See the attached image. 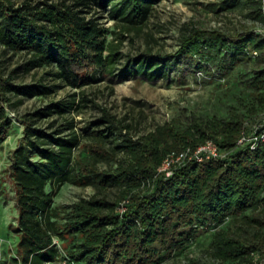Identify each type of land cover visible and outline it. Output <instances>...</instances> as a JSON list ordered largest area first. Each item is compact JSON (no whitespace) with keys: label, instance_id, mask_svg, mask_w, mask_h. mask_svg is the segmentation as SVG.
I'll return each mask as SVG.
<instances>
[{"label":"trees","instance_id":"obj_1","mask_svg":"<svg viewBox=\"0 0 264 264\" xmlns=\"http://www.w3.org/2000/svg\"><path fill=\"white\" fill-rule=\"evenodd\" d=\"M76 1L19 9L0 2V44L28 52L38 66L56 67L66 85L78 88L90 83L83 69H107L117 55L108 31L84 9L110 7L111 18L126 31H138L161 0ZM223 7L241 10L264 29V0H229ZM183 57L208 67L218 90L212 108L189 123L174 120L139 143L125 137L116 147L104 131L94 130L78 154L75 134L57 136L28 124L11 170L21 235L14 264H165L188 257L196 246L211 264H264V127L258 124L264 114V33L193 27L175 60ZM143 65L147 71L153 64ZM153 73L166 75L162 68ZM13 81L0 64V146L12 126L8 94L24 92ZM103 111L100 123L115 128L116 120ZM208 140L220 158L188 160L174 166L172 176L160 172L169 156L195 152ZM118 151L126 160L99 171L96 162L117 159ZM66 184L116 187L120 194L116 200L96 195L64 211L54 196Z\"/></svg>","mask_w":264,"mask_h":264},{"label":"rangeland","instance_id":"obj_2","mask_svg":"<svg viewBox=\"0 0 264 264\" xmlns=\"http://www.w3.org/2000/svg\"><path fill=\"white\" fill-rule=\"evenodd\" d=\"M224 1L229 0H161L138 31H126L124 23L111 18L110 7L106 11L95 7L91 11L84 9V15L96 19L108 31V42L113 44L117 55L107 69L98 66L83 69L82 74L90 73V83L78 88L66 85L57 76L56 67L38 66L31 62L34 58L28 52L10 50L0 44V64L4 76H13L14 84L24 88V92L9 93V102L5 104L12 126L8 138L0 146V264H14V258L18 257L20 212L17 186L11 170L15 152L24 145L28 124L46 129L49 133L57 132L60 134L57 136L75 134L79 139L75 149L78 154L82 145L92 142L88 132L94 130L104 131L108 141H112L110 147H116L125 144V137L139 143L174 120L189 123L195 115L212 108L213 97L218 90L210 83L208 67L199 69L196 62L189 58L175 60L183 37L193 27L225 32L250 29L264 33V29L253 25L241 10L222 8ZM0 2L19 9L26 6L43 8L45 4L74 5L77 1ZM114 31L116 33H112ZM145 62L153 64L147 71V66L143 65ZM161 68L165 77H155L153 72ZM200 73L205 78L199 79ZM58 105L63 108L62 113L58 112ZM103 110L116 120L118 125L115 128L100 123L105 116ZM258 124L264 127V114L259 117ZM116 158L96 162L98 170L116 167L117 160H126V155L118 151ZM119 194L120 190L116 187L100 191L92 185L66 184L54 196V205L70 211L83 199L99 195L116 200ZM119 211L123 212L125 208L121 206ZM55 243L59 245L60 241L55 238ZM204 262L211 264L212 260L203 248L196 246L188 257L181 255L165 264Z\"/></svg>","mask_w":264,"mask_h":264},{"label":"built area","instance_id":"obj_3","mask_svg":"<svg viewBox=\"0 0 264 264\" xmlns=\"http://www.w3.org/2000/svg\"><path fill=\"white\" fill-rule=\"evenodd\" d=\"M200 78L203 79L204 74H199ZM205 78V77H204ZM221 154L219 148L213 140H208L203 146H201L197 151L191 152L190 150L181 152L179 154L174 153L169 156L160 172H166L167 176L173 175V168L178 164H183L185 162L196 160L198 162H203L205 160H213L220 158Z\"/></svg>","mask_w":264,"mask_h":264}]
</instances>
